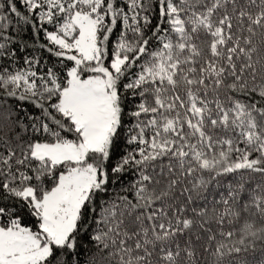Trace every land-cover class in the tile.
Instances as JSON below:
<instances>
[{"label":"snow or ice","instance_id":"6c2138e0","mask_svg":"<svg viewBox=\"0 0 264 264\" xmlns=\"http://www.w3.org/2000/svg\"><path fill=\"white\" fill-rule=\"evenodd\" d=\"M0 264H264V0H0Z\"/></svg>","mask_w":264,"mask_h":264},{"label":"trees","instance_id":"16d2710c","mask_svg":"<svg viewBox=\"0 0 264 264\" xmlns=\"http://www.w3.org/2000/svg\"><path fill=\"white\" fill-rule=\"evenodd\" d=\"M51 28L52 26H48ZM19 29L17 35H15V42L20 45L21 50L18 52L16 66H24V57H36L42 61L39 65L41 71L44 70L45 66L51 67L52 63L55 62L54 57H50L46 49L42 48L41 45L46 43V39L41 33L39 36L35 35V29L30 28L29 25L24 24L22 21L16 23L14 21L13 31ZM28 44V48L24 49L23 45ZM59 66V65H57Z\"/></svg>","mask_w":264,"mask_h":264}]
</instances>
